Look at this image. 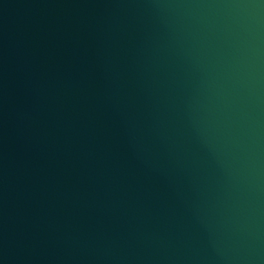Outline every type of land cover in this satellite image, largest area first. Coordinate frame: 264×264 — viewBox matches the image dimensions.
<instances>
[{
  "label": "water",
  "instance_id": "water-1",
  "mask_svg": "<svg viewBox=\"0 0 264 264\" xmlns=\"http://www.w3.org/2000/svg\"><path fill=\"white\" fill-rule=\"evenodd\" d=\"M0 264H264V0H0Z\"/></svg>",
  "mask_w": 264,
  "mask_h": 264
}]
</instances>
